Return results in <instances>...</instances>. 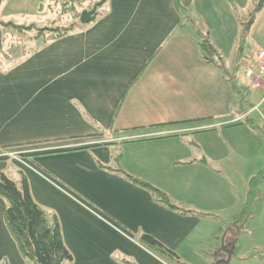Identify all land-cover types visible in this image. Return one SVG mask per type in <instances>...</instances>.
Segmentation results:
<instances>
[{
	"label": "crops",
	"instance_id": "1",
	"mask_svg": "<svg viewBox=\"0 0 264 264\" xmlns=\"http://www.w3.org/2000/svg\"><path fill=\"white\" fill-rule=\"evenodd\" d=\"M74 1L0 0V21L16 24ZM81 1L80 13L100 0ZM250 3L106 0L88 24L73 16L79 24L66 34L45 39L37 31L16 46L0 43V175L25 176L35 201L58 218L71 264H121L114 252L131 264H170L142 241L145 234L178 262L205 263L204 245H216L207 264L226 256L215 223L242 207L218 172L247 149L241 136L264 130V117L252 116L264 81L251 83L257 104L244 111L247 92L235 78L243 60L264 50L252 38L255 27L264 30V5L247 32L250 52L240 41V13ZM201 36L221 60L205 58ZM224 53L235 56L230 66ZM7 206L0 195V262L22 264Z\"/></svg>",
	"mask_w": 264,
	"mask_h": 264
},
{
	"label": "rangeland",
	"instance_id": "2",
	"mask_svg": "<svg viewBox=\"0 0 264 264\" xmlns=\"http://www.w3.org/2000/svg\"><path fill=\"white\" fill-rule=\"evenodd\" d=\"M260 1L261 0H251V9L241 11L240 14L243 16V20L248 21L251 18L252 12L256 10ZM82 3L76 7V11L63 8L64 6L62 5L57 9L55 7L51 10L48 8L49 10L47 9L40 12L37 17L33 16L25 19L22 17L17 18V20L14 21L16 24H23L25 26L33 24L34 26V28H28V30L23 31V33L15 31V27L8 26L7 29L13 28L9 31L5 29L6 26L0 25L2 26V41H0V43L3 44L4 48L7 47L6 44L9 45L10 43L16 46V44H20L22 40L27 41L29 39L28 37L34 35L38 29L41 30L44 28L58 26L69 27L74 21L72 17L77 16V13H80L81 7H83ZM41 4L42 1H40V6ZM258 13L259 12H256V16ZM243 30L244 25L242 24L241 33ZM44 32L51 34L50 30L42 31V33ZM201 38L204 39L205 37L201 36ZM250 38L251 37H249L247 33H243L240 36V41H242L241 43L244 45L245 53H247V51L250 52L251 50L249 45ZM252 38L254 40V46L259 45L264 47V30L261 28V25L254 28ZM237 44L238 45H236L234 51L235 54L237 52L239 42ZM222 56H224L223 60L225 64H228L229 66L231 60L235 57L226 58L225 53L222 54ZM14 58L15 57H13V60H15ZM1 59H4V57L1 58L0 52V60ZM236 76V83L241 85V83L244 82L241 89L242 91L247 92V105L244 111L249 110L252 105L254 106L257 104L258 100H262L255 109H252V111H257L253 113L252 116L258 114L264 117V91H259V98L257 101L255 99H251L250 92L255 93L256 90H251L250 80L245 78L244 72L241 70L236 73ZM255 128L260 129L259 127ZM260 133V138H255L254 136L252 138L241 136V138L243 137L242 139L248 144L247 149H243L241 152L238 151V155L231 154L229 156V161L225 160L226 163L222 164L225 166L224 169L218 172L220 175L219 177L224 179L225 183L228 182L229 187H233L232 192L238 197L239 207H242V209L234 212L230 210L225 211L222 215L220 214L219 217H217V222L215 223L224 229L220 235V245L218 246L221 247L222 241L224 240L228 245H230L231 249H233L228 264H264V130L260 129ZM249 166L251 168H249ZM251 173H254L255 175L251 176ZM12 174L13 175L9 177L13 178V180L21 187L22 180L20 174L16 171H13ZM236 220L237 224L233 225ZM226 222L231 224L226 225ZM215 246L216 245L203 246V253L198 254L201 258L205 259V263L203 264H207L206 254L209 252L211 247V250H213ZM153 250H155L157 254L170 264H197L199 262L196 261L195 258L192 259L193 263H190L191 261L186 262L183 259L178 262L176 258L167 252H163L158 249ZM193 254L195 253L193 252ZM112 255H114V257L121 264H131L128 263L129 260L123 258L119 252H114ZM195 256L197 255L195 254ZM0 264L12 263L11 260L6 257L0 262ZM22 264H34V262L33 260L23 256ZM214 264H216V262Z\"/></svg>",
	"mask_w": 264,
	"mask_h": 264
},
{
	"label": "trees",
	"instance_id": "3",
	"mask_svg": "<svg viewBox=\"0 0 264 264\" xmlns=\"http://www.w3.org/2000/svg\"><path fill=\"white\" fill-rule=\"evenodd\" d=\"M81 0L65 3L63 8L76 11V7L81 4ZM264 5V0H261L251 18L243 23L244 30L242 34L247 33L253 24L256 12H260ZM79 16V13H77ZM14 25L21 30L32 29L33 25H17L14 23H3L0 25ZM79 21L70 25L69 27H51L38 29V36L45 39L49 36L48 32L42 31L50 30V33L55 36H61L72 30ZM2 26H0V37L2 36ZM241 40V39H240ZM242 42V41H241ZM204 56L211 62L221 60L218 50L210 43L208 39H203L200 42ZM139 181L138 179H135ZM146 186H150L145 183ZM156 196L163 202L177 207L171 203L170 197L162 190L150 186ZM0 195L3 196L8 203L5 211V218L7 226L14 236L20 251L23 256L33 260L34 264H71L73 255L67 248L61 231V226L56 216L49 215V213L40 206L34 199L28 180L25 176L22 177L21 187L6 174L2 173L0 176ZM142 241L153 249L162 250L177 258V254L164 246L160 241L149 234L142 237ZM147 245V246H148Z\"/></svg>",
	"mask_w": 264,
	"mask_h": 264
},
{
	"label": "built area",
	"instance_id": "4",
	"mask_svg": "<svg viewBox=\"0 0 264 264\" xmlns=\"http://www.w3.org/2000/svg\"><path fill=\"white\" fill-rule=\"evenodd\" d=\"M244 65V72L246 78L251 80L255 87H261L264 81V50L255 51L252 56L245 59L241 63ZM20 155L18 151H8L5 156L9 158H17Z\"/></svg>",
	"mask_w": 264,
	"mask_h": 264
},
{
	"label": "water",
	"instance_id": "5",
	"mask_svg": "<svg viewBox=\"0 0 264 264\" xmlns=\"http://www.w3.org/2000/svg\"><path fill=\"white\" fill-rule=\"evenodd\" d=\"M106 0H100L96 2L90 9H83L80 13L79 21L82 24H88L95 20L98 16V8L105 3ZM237 224V220L233 225ZM221 250L226 253L225 257H218L216 259V264H228L231 258L233 249L223 240L221 245Z\"/></svg>",
	"mask_w": 264,
	"mask_h": 264
}]
</instances>
